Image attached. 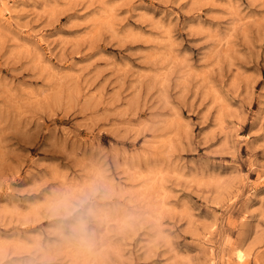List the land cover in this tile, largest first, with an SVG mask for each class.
I'll use <instances>...</instances> for the list:
<instances>
[{"label":"rangeland","instance_id":"374dc122","mask_svg":"<svg viewBox=\"0 0 264 264\" xmlns=\"http://www.w3.org/2000/svg\"><path fill=\"white\" fill-rule=\"evenodd\" d=\"M0 264H264V0H0Z\"/></svg>","mask_w":264,"mask_h":264},{"label":"clouds","instance_id":"9594fccd","mask_svg":"<svg viewBox=\"0 0 264 264\" xmlns=\"http://www.w3.org/2000/svg\"><path fill=\"white\" fill-rule=\"evenodd\" d=\"M72 234L79 238L81 242L87 243L89 239L88 231H87V222L83 218L78 219L72 226H71Z\"/></svg>","mask_w":264,"mask_h":264}]
</instances>
